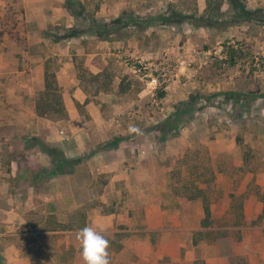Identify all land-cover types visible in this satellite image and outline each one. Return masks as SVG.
I'll use <instances>...</instances> for the list:
<instances>
[{
	"label": "rangeland",
	"instance_id": "1",
	"mask_svg": "<svg viewBox=\"0 0 264 264\" xmlns=\"http://www.w3.org/2000/svg\"><path fill=\"white\" fill-rule=\"evenodd\" d=\"M34 32L97 51L96 74L72 57L108 91L113 135L97 149L113 148V169L93 175L50 146L53 173L68 170L77 193L47 205L42 174L39 197L0 210V264H83L76 232L88 225L111 264H264V0H0L6 47ZM136 57L156 88L122 63Z\"/></svg>",
	"mask_w": 264,
	"mask_h": 264
},
{
	"label": "crops",
	"instance_id": "2",
	"mask_svg": "<svg viewBox=\"0 0 264 264\" xmlns=\"http://www.w3.org/2000/svg\"><path fill=\"white\" fill-rule=\"evenodd\" d=\"M6 39L3 35L0 41V210H20L25 195L39 197L32 184L44 174L41 180L47 189L42 198L47 205L74 198L78 189L71 180L73 175L62 166V170L53 173L56 158L47 149L57 146L65 161L86 160L93 175L98 170L113 169V148L97 149L113 135V116L105 115L107 109L104 110L108 91L100 82L86 76L79 78L72 57L76 53L89 56L84 67L96 74L100 69L90 60L98 53L93 50L85 54L83 49L75 53L68 42L63 44L61 40L50 48V38L40 32L30 33L23 47H6ZM50 66L55 71L51 72L53 79L61 88L66 119H54L49 110L44 115L37 112ZM43 169L46 171L38 172ZM27 173L29 183L22 179Z\"/></svg>",
	"mask_w": 264,
	"mask_h": 264
},
{
	"label": "clouds",
	"instance_id": "3",
	"mask_svg": "<svg viewBox=\"0 0 264 264\" xmlns=\"http://www.w3.org/2000/svg\"><path fill=\"white\" fill-rule=\"evenodd\" d=\"M129 133L142 135V131L135 125H130ZM77 240L80 244V256L83 264H111L110 262V242L94 226L88 225L76 232Z\"/></svg>",
	"mask_w": 264,
	"mask_h": 264
},
{
	"label": "trees",
	"instance_id": "4",
	"mask_svg": "<svg viewBox=\"0 0 264 264\" xmlns=\"http://www.w3.org/2000/svg\"><path fill=\"white\" fill-rule=\"evenodd\" d=\"M229 53L228 58L224 60L225 63H227L229 66H235L238 63V50L233 49L232 46L228 47ZM50 81V77L48 74L46 75V83H45V91L43 92L42 98L37 103V112L39 115H44V112L49 111H64L65 106L62 101V98L58 96V88L57 86ZM159 97H164V92L160 93ZM47 151L50 153V155L54 156L55 150H52L50 148L47 149ZM73 164H79L82 162L81 159H77L74 161H71ZM204 212H205V221L210 215V211L207 206H204Z\"/></svg>",
	"mask_w": 264,
	"mask_h": 264
},
{
	"label": "built area",
	"instance_id": "5",
	"mask_svg": "<svg viewBox=\"0 0 264 264\" xmlns=\"http://www.w3.org/2000/svg\"><path fill=\"white\" fill-rule=\"evenodd\" d=\"M122 63L131 71L140 74L142 78L145 79L151 87H157L158 79L155 76L149 74L151 68L149 67V63L147 62V60L140 57L122 58Z\"/></svg>",
	"mask_w": 264,
	"mask_h": 264
}]
</instances>
